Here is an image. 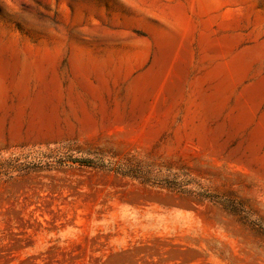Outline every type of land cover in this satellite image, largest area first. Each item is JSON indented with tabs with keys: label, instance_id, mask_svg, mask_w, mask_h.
<instances>
[{
	"label": "rangeland",
	"instance_id": "rangeland-1",
	"mask_svg": "<svg viewBox=\"0 0 264 264\" xmlns=\"http://www.w3.org/2000/svg\"><path fill=\"white\" fill-rule=\"evenodd\" d=\"M130 1L129 15L140 9L177 32L140 101L128 75L148 69L156 49L145 24L116 19L119 0H0V70L5 60L11 69L0 264H264V91L256 102L245 92L264 83V57L216 110L202 100L227 40L236 50L264 41V0ZM78 48L101 69L90 72L95 89L73 90L89 121L68 99ZM50 63L63 89L50 107L57 121L34 128L27 112L16 126L19 82L33 96ZM240 103L251 118L237 125Z\"/></svg>",
	"mask_w": 264,
	"mask_h": 264
},
{
	"label": "bare ground",
	"instance_id": "bare-ground-1",
	"mask_svg": "<svg viewBox=\"0 0 264 264\" xmlns=\"http://www.w3.org/2000/svg\"><path fill=\"white\" fill-rule=\"evenodd\" d=\"M134 7L130 0H119V10L116 19L132 21L137 20L145 24L151 31L156 55L153 64L146 70L139 72L137 75L129 73V88L142 100L158 84L162 72L164 71L171 53L177 42V32L171 23L166 20L156 22L147 13L137 9L134 16L129 15L130 7ZM236 41L227 40L225 42L226 56L219 60L208 72L210 87L202 95L206 107L209 111L216 110L232 90L236 81H241L251 70L252 63L264 57V41L257 42L253 46L245 47L242 50H236ZM6 52V50H5ZM97 59L85 54L82 48H78L73 59V78L68 92V99L72 108L79 107L83 119L89 121V113L84 106L83 100L79 95H75L73 90L77 86H84L86 89H95V84L90 77V72L94 70L101 71L96 67ZM85 66L89 67L86 68ZM96 67V68H95ZM11 72L8 60L1 65L0 70V106L5 104L6 76ZM263 81L249 85L245 92L256 102L263 95ZM20 94L19 104L14 120V124L19 126L26 113H29L30 123L34 128L50 126L57 121V112L50 109L54 102H58L63 96L62 84L55 66V63L43 65L39 68L38 90L33 96L27 94V84L25 79L19 82ZM169 90H175L177 87L174 83H168ZM207 110V109H206ZM75 112V111H74ZM251 118V113L245 104H238L237 110L231 115V120L237 125L245 124ZM264 119V118H263ZM256 137L262 140L264 135L261 129H257ZM264 169V157L262 158Z\"/></svg>",
	"mask_w": 264,
	"mask_h": 264
},
{
	"label": "trees",
	"instance_id": "trees-1",
	"mask_svg": "<svg viewBox=\"0 0 264 264\" xmlns=\"http://www.w3.org/2000/svg\"><path fill=\"white\" fill-rule=\"evenodd\" d=\"M124 174H125V172H124Z\"/></svg>",
	"mask_w": 264,
	"mask_h": 264
}]
</instances>
